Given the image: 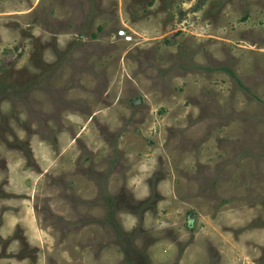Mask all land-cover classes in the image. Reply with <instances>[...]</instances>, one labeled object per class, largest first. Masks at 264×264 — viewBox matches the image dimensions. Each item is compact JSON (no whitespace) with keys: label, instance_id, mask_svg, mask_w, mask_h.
I'll use <instances>...</instances> for the list:
<instances>
[{"label":"rangeland","instance_id":"1","mask_svg":"<svg viewBox=\"0 0 264 264\" xmlns=\"http://www.w3.org/2000/svg\"><path fill=\"white\" fill-rule=\"evenodd\" d=\"M0 264H264V0H0Z\"/></svg>","mask_w":264,"mask_h":264}]
</instances>
